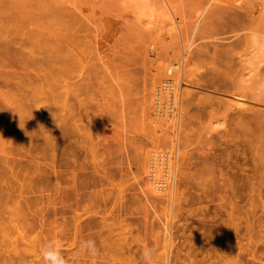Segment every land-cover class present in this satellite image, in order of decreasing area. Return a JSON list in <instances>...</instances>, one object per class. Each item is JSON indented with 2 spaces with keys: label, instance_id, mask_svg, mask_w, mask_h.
Wrapping results in <instances>:
<instances>
[{
  "label": "rangeland",
  "instance_id": "374dc122",
  "mask_svg": "<svg viewBox=\"0 0 264 264\" xmlns=\"http://www.w3.org/2000/svg\"><path fill=\"white\" fill-rule=\"evenodd\" d=\"M241 1L0 0V42L16 51V56L7 55L8 68L0 65V75H39L46 96L53 94L45 98L38 93L40 100L47 99L38 101V108L48 116L33 104V112L42 113L45 121L37 136L17 148L12 142L16 154L8 155V166L1 165L0 264H145V249L152 250L148 264H264V56L250 51L241 32L252 10L264 9V0ZM195 19L198 28L191 34ZM69 48L78 52L92 89L84 87L77 95L85 97L80 104L73 93L66 97V108L71 103L75 110L70 108L63 127L59 113L66 94L58 87L66 89V72L55 53L61 59ZM53 56L61 67L51 63ZM248 56H253L250 62ZM173 59H183L180 71L187 73H181L175 107L183 114L176 111L177 121L170 126V120L163 124L155 116L160 105L152 97L165 63H177ZM237 88L245 89L240 92L246 109L230 107ZM48 121L58 128L52 145L46 139V129L52 128L45 125ZM157 122L163 129L154 126ZM167 127L173 129L168 133ZM163 133L171 134L169 141L176 134L180 153H174L175 167L159 193L150 189L145 153L160 149L168 140ZM160 134L167 140L159 143ZM182 137L190 140L185 149ZM0 139L4 141L1 133ZM15 201L25 211L18 219L24 236L13 228ZM59 221L64 232H55Z\"/></svg>",
  "mask_w": 264,
  "mask_h": 264
},
{
  "label": "bare ground",
  "instance_id": "6f19581e",
  "mask_svg": "<svg viewBox=\"0 0 264 264\" xmlns=\"http://www.w3.org/2000/svg\"><path fill=\"white\" fill-rule=\"evenodd\" d=\"M236 1H238V0H234V2H236ZM241 1V0H240ZM242 2V1H241ZM206 3V2H205ZM237 6L239 5V2L236 4ZM240 5H241V3H240ZM263 6V5H262ZM255 7V6H254ZM238 8V7H237ZM260 8V7H259ZM258 8V10L257 9H255V11L254 10H252L254 13H252V15L251 14H249V18L250 19H248L249 20V24H247L246 26H244V27H242V29H241V32H242V36L244 37L243 39H247V40H249L250 41V44L248 43V45H250L252 48H253V50L251 49V47H250V51H253V52H255V54L256 53H259V55L260 56H264V9L262 8V9H259ZM206 11V10H205ZM251 11V10H250ZM251 11V12H252ZM250 12V13H251ZM196 14V13H195ZM197 19L200 17V15L197 13ZM251 15V16H250ZM173 19V18H172ZM172 19L170 20V22L172 21ZM197 19H195L194 20V23H192V24H194V25H192V27H191V25H190V28H192V32H191V34H194L195 32H196V30H197V28H198V25H197V23H198V21H197ZM201 20V19H200ZM247 20V21H248ZM172 22H174V21H172ZM202 24V23H201ZM200 24V25H201ZM173 26V25H172ZM171 26V27H172ZM170 27V28H171ZM173 28V27H172ZM175 28V27H174ZM239 28V27H238ZM176 29V28H175ZM173 31H174V29H173ZM177 31V33H178V30H176ZM182 31V30H181ZM169 32V31H168ZM173 34H175L174 32H172ZM198 33V32H197ZM237 33H239V32H237ZM236 33V34H237ZM188 34V33H187ZM232 34V33H231ZM170 36V35H169ZM172 36V35H171ZM175 36H177V34L175 35ZM189 36V35H188ZM195 37H196V35H194ZM233 36H235V35H233ZM232 36V37H233ZM239 36H240V33H239ZM201 37V36H200ZM235 37H237V36H235ZM171 38V37H170ZM229 38V37H228ZM237 38H241V37H237ZM236 38V39H237ZM183 39V38H182ZM190 39V38H189ZM221 39V38H220ZM235 38L233 37V40H234ZM173 40V39H172ZM186 40V39H185ZM185 40H184V42H185ZM240 40V39H239ZM242 40V39H241ZM187 41V40H186ZM191 41V40H190ZM231 41V40H230ZM236 41H238V40H236ZM183 42V43H184ZM189 42V41H188ZM193 42V41H192ZM192 42L189 44V47H190V45L192 44ZM232 42V41H231ZM244 42V41H243ZM186 43V42H185ZM241 43H242V41H241ZM149 45V44H148ZM185 45H188V44H185ZM223 45V44H222ZM193 46V45H192ZM246 46H247V43H246ZM180 46H178V48H179ZM183 47H187V46H183ZM243 47V46H242ZM249 47H247V49L249 48ZM152 48V47H151ZM181 48V47H180ZM244 49L246 48V47H243ZM242 48V49H243ZM149 49V48H148ZM190 49V48H189ZM195 49V48H194ZM176 50H178V49H176ZM179 51H180V49H179ZM188 51V50H187ZM53 52L55 53V51L53 50ZM242 52V51H241ZM246 52H248V54H249V51H246ZM253 52H252V54H253ZM45 53V52H44ZM47 53V52H46ZM54 53H52V55L54 54ZM78 53V52H77ZM75 54V52H73L72 51V48H69L68 50H67V52H66V55L65 56H63V58H61V59H59V56H61L62 57V55H57V53H55V55L58 57V58H55L56 60L58 59V61L59 60H62L61 61V63H60V65L62 64V62H64L63 64L65 65L64 67H65V72H66V76H64L65 77V79L63 78V84L62 85H64V86H66V89L63 87H61V86H59L58 88H61V90H62V92H60V90H57V89H55V90H57V91H55V92H57V93H59L60 92V94L64 97V95H65V97H64V103L62 102L63 100H61L62 99V96L60 97V95H59V97L61 98L60 100H58V101H60V103L61 104H63V105H61L62 107H63V109L62 110H60V112L61 111H63L62 113H59V114H62L61 115V120H63V118H64V121H65V123H64V125H62V123L64 122H62L61 120H60V118H59V120H60V124L64 127L65 125H67L68 123H67V120H65V119H68L67 117H69V116H67L69 113H68V111L70 110V108L72 107V105H71V103H70V108L68 107V108H66L67 107V105H65V104H67L68 103V101L66 100L67 98L66 97H68L69 96V94H74L73 95V97H75V99H76V102L78 103V104H80V103H82L81 102V100H82V98L84 97L83 95H82V93H81V95L83 96H81L82 98H80V97H77V95L78 96H80V92L81 91H83L84 90V87H91V89H92V85H90V79H88L89 77L86 75V78H87V82H86V80H84L85 79V76H84V71H85V74H89V73H86V70L84 69V67H83V64H82V62H80V57L78 58V54ZM174 53H176V52H174ZM244 54H242V55H244L245 57H246V54L247 53H245V52H243ZM11 54V56H16V51H15V49L14 48H12V47H10L9 45H8V43H6V42H0V65L2 66V68H4V67H9V63L8 62H6L7 61V55H10ZM41 54V53H40ZM43 54V53H42ZM177 54H178V52H177ZM187 54V53H186ZM255 54H253L254 56H256ZM48 55V54H47ZM49 55H51V54H49ZM48 55V56H49ZM175 55V54H174ZM29 56V55H28ZM27 56V57H28ZM171 56H173V54L171 55ZM243 56V57H244ZM257 56H258V54H257ZM45 57V56H44ZM54 57L55 56H53L52 58V60H55L54 59ZM175 56H173V58H174ZM239 57V56H238ZM241 57V56H240ZM244 57V58H245ZM251 57H253V56H251ZM250 56H248V61H249V58H251ZM40 58V57H39ZM41 58H43V57H41ZM40 58V59H41ZM46 58V57H45ZM50 59H51V57H49ZM48 57L46 58V59H49ZM177 58V57H176ZM182 58V57H181ZM186 58V57H185ZM257 58H259V56L257 57ZM28 59H30L29 57H28ZM35 59V58H34ZM64 59V60H63ZM240 59V58H239ZM246 59H247V57H246ZM43 60H45L44 58H43ZM43 60H42V62H43ZM52 61L51 63H54L53 65L55 66V62H58V61ZM173 60H175V59H173ZM180 59H178V62H181V61H179ZM182 60V62H183V59H181ZM251 60V59H250ZM40 61V60H39ZM47 61V60H46ZM46 61H44V62H46ZM166 61V60H165ZM176 61V60H175ZM242 61V60H241ZM252 61V60H251ZM38 62V61H37ZM41 62V61H40ZM48 62V61H47ZM60 62V61H59ZM59 62L57 63V65L59 64ZM177 62V61H176ZM174 63L173 61H172V63H174V64H172V63H168V64H166L165 63V66H164V73L162 72V74H163V76L162 75H160V76H162L161 78V82L160 83H157V84H160V86L159 87H157V91H155V97H152L153 99H154V102L153 103H155V105H157V107H158V105H160V110L159 109H157L156 107V109L154 110L155 111V116L156 117H158V118H160V119H162L163 120V124H165L166 122H168L169 120H170V126H172V124L173 123H171V122H173V120H175V121H177V118L178 117H176V115H177V108H175V107H177L176 105H177V101H178V96H180V95H178V89H180V88H178V85H179V81H180V79H181V77H182V75H183V73L184 72H182V71H180V67L181 66H179V65H182L181 63ZM250 62V61H249ZM8 63V64H7ZM243 63V62H242ZM34 64V63H33ZM41 65H45V63H40ZM48 64V63H47ZM50 64V63H49ZM185 64V63H184ZM249 64V63H248ZM43 65V66H44ZM52 64H50V66H51ZM52 65V66H53ZM58 65L57 67H61V66H63V65ZM243 65V64H242ZM250 65V64H249ZM43 66H41V67H43ZM48 66V65H47ZM48 67V68H54V66L53 67ZM38 67V66H37ZM36 67V68H37ZM40 67V68H41ZM45 67V66H44ZM63 67V68H64ZM246 67V66H245ZM244 67V68H245ZM35 68V67H34ZM34 68H33V71H34ZM35 68V69H36ZM43 69V68H42ZM46 69H47V67H46ZM48 70V69H47ZM50 70V69H49ZM54 70V69H53ZM59 71L61 70V68H59L58 69ZM64 70V69H63ZM184 70V69H183ZM32 71V70H31ZM43 71H44V69H43ZM174 73H173V72ZM185 71V70H184ZM38 72V71H37ZM42 72V71H41ZM45 72H47V71H45ZM64 72V71H63ZM29 73L30 72H28V74L26 73L25 75H23V77H18V78H9L8 76H6V75H0V117H3V118H0V133H1V135H3V137H4V141L3 140H1L0 139V142L1 141H3V142H1V144L3 145V144H8L9 145V143H10V145H9V147H3L2 145V147L3 148H1V146H0V172H1V169L3 168L1 165H3V164H7V165H5V166H8L9 164V162H8V155H10V154H14L15 152H11L12 150H11V145L13 144L12 142H14V145H16V148L17 147H19L20 146V144L21 143H24V142H27V141H29L30 139H32L33 137H35V136H37V134H38V132H39V130H40V128H41V123H40V121L41 120H43V121H45V119H44V116H43V114L44 115H46L45 114V111H46V109L44 108V109H40V108H38V106H39V104H41L42 102H44V100H45V98L46 97H48V96H46V92L45 91H43V87H45V86H43V84L44 83H42V82H44L42 79L44 78H41V77H39V75H37V79L35 78V77H33V75L31 76V74L29 75ZM181 73H182V75H181ZM186 73H187V71H186ZM186 73H184V74H186ZM190 73V72H189ZM188 73V74H189ZM165 74V75H164ZM190 75V74H189ZM188 75V76H189ZM47 76V75H46ZM84 76V77H83ZM186 76V75H185ZM185 76L182 78V79H184L185 78ZM195 76V75H194ZM196 77V76H195ZM61 78V79H62ZM46 79V78H45ZM186 79H187V77H186ZM197 79V78H196ZM48 80H49V77H48ZM192 80H194V79H192ZM37 81V82H36ZM60 81V80H59ZM84 81V85H85V83H86V85L84 86L81 82H83ZM197 81V80H196ZM244 81V80H243ZM46 82V81H45ZM50 82V81H49ZM89 82V83H88ZM47 83V85L49 86V84H48V82H46ZM240 83H241V81H240ZM243 83V82H242ZM91 84H93V83H91ZM238 84H239V82H238ZM244 84V83H243ZM243 84H242V87H243ZM44 85H46V84H44ZM82 85V86H81ZM1 86H4V87H6L5 89H3V87L1 88ZM154 86V85H153ZM237 86H239V85H237ZM75 87V88H74ZM82 87V88H81ZM89 87V88H90ZM241 87V88H242ZM244 87H246V86H244ZM14 89H16V90H14ZM45 89V88H44ZM83 89V90H82ZM240 89V88H239ZM238 88L237 89H233V91L235 90V92L234 93H232L233 95H234V99H231L230 100V102H232L231 103V105H230V107L231 106H238L237 108H240V107H243L244 108V106L246 105V103H245V101H243L244 100V94H242L243 93V91H242V93L240 92L241 90H243V89H241V90H239ZM45 90H47V89H45ZM153 90H154V88H153ZM155 90H156V88H155ZM236 90H238V92L236 91ZM245 90V89H244ZM53 91V92H54ZM66 91V92H65ZM86 91V90H85ZM92 91V90H91ZM46 93L45 95H43L42 93ZM153 92V91H152ZM245 92V91H244ZM38 93H39V95L41 96V97H45V98H42V99H44V100H40V98L41 97H39L38 96ZM41 93V94H40ZM51 93V90H50V92H49V94ZM65 93V94H64ZM68 93V94H67ZM88 93V92H87ZM48 94V95H49ZM52 94V93H51ZM50 94V95H51ZM89 94V93H88ZM183 94V93H182ZM186 94V93H185ZM49 95V97L51 98V96H53V94L50 96ZM57 94H56V96H58ZM90 95V94H89ZM152 95V94H151ZM48 97V98H49ZM71 97V96H70ZM70 97H68V99L70 98ZM246 97V96H245ZM248 97H249V95H248ZM80 98V99H79ZM85 98V97H84ZM93 98V97H92ZM180 98V97H179ZM57 99H58V97H57ZM56 99V100H57ZM75 99H73V100H69V101H74ZM148 99V98H147ZM146 99V100H147ZM152 99V100H153ZM229 99V98H228ZM259 99V98H258ZM55 100V99H54ZM85 99H83V101H84ZM31 101V102H30ZM39 101V104L37 103ZM47 101V99L45 100V102ZM52 101H53V99H52ZM186 101V100H185ZM26 102H30V104H32V105H27V103ZM54 102V101H53ZM67 102V103H66ZM75 102V101H74ZM60 103H59V105H60ZM185 103V102H184ZM187 103H188V99H187ZM227 103H229V102H227ZM35 105V107H37L38 109H40V111L41 110H43V111H41V112H43V114L42 113H38V114H41L40 116H38V114L37 113H34L35 112V110H34V112H33V109L31 108L32 106L34 107V105ZM55 104H58V102H56ZM230 104V103H229ZM58 105V107H60ZM73 105H75L76 106V104L74 103ZM154 105V106H155ZM186 105V104H185ZM30 106V107H29ZM65 106V107H64ZM79 106L80 105H78V108H79ZM179 106V105H178ZM247 106V105H246ZM245 106V107H246ZM180 107H182V105L180 106ZM37 108H35V109H37ZM56 108V107H55ZM61 108V107H60ZM64 108H66V109H64ZM179 108V107H178ZM232 108H234V107H232ZM243 108H241V110L243 109ZM152 109H153V107H152ZM244 109H246V108H244ZM67 110V111H66ZM72 110H73V107H72ZM75 110V109H74ZM73 110V111H74ZM79 110V109H78ZM57 110H55L54 112H56ZM66 111V112H65ZM72 111V112H73ZM153 111V110H152ZM177 111V112H176ZM37 112H39V110L37 111ZM65 112V114H63ZM77 112V111H76ZM75 112V113H76ZM48 113V112H47ZM50 113H53V112H50ZM179 113V112H178ZM181 113V112H180ZM179 113V114H180ZM57 114V113H56ZM71 114V116L73 115V113H70ZM77 114H79V113H77ZM77 114H76V116H77ZM181 114H183V113H181ZM53 115V114H52ZM80 115V114H79ZM46 116H48V115H46ZM54 116V115H53ZM82 116V115H81ZM182 115H180V117H181ZM51 117V116H50ZM74 117V116H73ZM147 117V116H146ZM174 117H176V119H174ZM47 118V117H46ZM52 118V117H51ZM72 118V117H71ZM151 118H152V116H151ZM75 119H77V117H75ZM182 119V118H181ZM52 120V119H51ZM53 120H54V118H53ZM71 120V119H70ZM155 120V119H154ZM162 120H160V121H162ZM57 121V120H56ZM76 121V120H75ZM75 121H70L72 124H73V126H74V128H75ZM77 121H78V119H77ZM79 121H81V119H79ZM78 121V122H79ZM152 121H153V119H152ZM156 121H158V120H155V122ZM180 121V120H179ZM69 122V121H68ZM74 122V123H73ZM148 122H150V119H149V121ZM147 122V123H148ZM180 122H182V120L180 121ZM153 123H154V121H153ZM42 124H44V123H42ZM49 125L50 127H52V128H50V129H46L47 130V132L49 131V133H50V136L48 137H46V139H48L49 140V144L50 145H52L51 144V142H50V138H51V136L53 135V133H56L55 131H57L58 130V128H56L55 126V128L53 127V126H51L50 125V123H49V121H48V123H45V125ZM57 124V123H56ZM72 124H71V126H72ZM150 124V123H149ZM158 124V122L157 123H155V125L154 126H156ZM159 124H160V122H159ZM157 125L158 127H162L163 125ZM167 125H168V123H166ZM60 125V126H61ZM121 125H123V124H121ZM61 126V127H62ZM147 126V125H146ZM152 127V128H155V127ZM174 126V125H173ZM181 126V125H180ZM58 127V126H57ZM66 127V126H65ZM72 128V127H71ZM157 128V127H156ZM171 130L173 129V128H171V127H169ZM168 127L166 128L167 129V132L169 133V131L168 130H170ZM57 129V130H56ZM67 129V128H66ZM78 129V128H77ZM160 129V128H159ZM162 129H163V127H162ZM181 129V128H180ZM61 130V129H60ZM151 130V129H150ZM152 130H154V129H152ZM175 130V129H174ZM178 130V129H177ZM177 130H175V131H177ZM41 131H42V133H43V129H41ZM157 132V131H156ZM163 132V130L162 131H160V133H162ZM171 132V131H170ZM153 134H154V136L155 135H157L156 133H155V131L154 132H152ZM166 133V132H165ZM152 134V135H153ZM164 134V133H163ZM182 134V133H181ZM41 135V134H40ZM158 135H159V133H158ZM157 135V136H158ZM165 135V134H164ZM164 135H162V134H160V137L158 138V137H155V138H158L159 139V143L160 142H162V141H160V140H162V139H164L163 137H164ZM176 134H174L173 136H172V138H171V140L169 141V139H168V137H170L171 136V134H170V136H168V137H166L167 135H165V137L168 139H166L167 141L165 142V144H167V145H165V146H162L161 144H163L164 142H162V143H158L159 145L158 146H160V151L158 150V148H157V151L156 150H153L154 148H152L151 150H150V148H149V150L147 149L146 150V153L145 154H148L147 155V158H146V160H147V162L145 163V161H144V163L147 165V169H145V170H148L147 171V179L149 180V182L151 183V187L152 188H150V189H152L153 191H156V192H162V191H165V189H166V185H168L167 184V180H166V178H168L169 177V175L171 176V174H169V170H171V168L172 167H175V166H173L174 164H173V162H174V153L177 151V153H180L179 152V147L177 146V144H176V141L178 140V138L175 136ZM185 135V134H184ZM6 136H8V139L6 138ZM148 136H149V134H148ZM163 136V137H162ZM182 136V135H181ZM180 136V137H181ZM186 136V135H185ZM184 137V136H183ZM183 137H182V141H181V138H180V143L181 142H183V144L181 143V148L183 147L184 149H185V144H188L189 142L188 141H190V140H188V141H186V142H184L183 140L185 139V137H184V139H183ZM127 138V137H126ZM151 137H149V139H150ZM164 139V140H165ZM190 139V138H189ZM156 140V142L158 141L157 139H155ZM178 141V142H179ZM12 143V144H11ZM153 143V142H152ZM151 143V144H152ZM191 143V142H190ZM153 145V144H152ZM156 145V144H155ZM179 145V144H178ZM154 146V145H153ZM186 146H188L189 147V144L188 145H186ZM13 147V146H12ZM15 147V146H14ZM54 146H51V148H53ZM157 147V146H156ZM15 148V149H16ZM168 148V149H167ZM187 148V147H186ZM156 149V148H155ZM165 149H167V150H165ZM182 151V150H181ZM183 152V151H182ZM2 153V154H1ZM16 154V153H15ZM144 154V155H145ZM173 154V155H172ZM181 155V154H180ZM13 160V159H12ZM12 163H13V161H12ZM14 164V163H13ZM145 165V166H146ZM4 166V165H3ZM144 166V165H143ZM9 168V170H10V172H11V174H12V172H13V170L11 169L12 167H8ZM145 168V167H144ZM6 169V168H5ZM3 170V169H2ZM8 170V169H7ZM4 171V170H3ZM7 172H9V171H7ZM160 172H162V173H160ZM171 172H173L172 170H171ZM14 173H15V170H14ZM12 174V175H14V177H15V174ZM162 174V175H160V174ZM169 174V175H168ZM11 175V176H12ZM158 175H160V176H158ZM1 176V175H0ZM163 176V177H162ZM160 177H162V178H160ZM165 182H166V185H165ZM40 191V190H39ZM44 191V190H43ZM33 192V191H32ZM36 192H38V191H36ZM74 192H75V190H74ZM155 192V193H156ZM39 193V192H38ZM43 193V192H42ZM70 193H72L73 194V192H70ZM69 193V194H70ZM21 194V193H20ZM19 194V195H20ZM41 194V193H40ZM64 194V193H63ZM68 194V195H69ZM42 196V195H41ZM71 196V195H70ZM21 197H23V194H22V196ZM18 198V197H17ZM20 200V199H19ZM21 202L20 201H15V206L16 207H14L13 206V208H12V211L14 212H12L13 213V218L15 217V220L13 219V222H15L16 221V225H14V227L13 228H16L17 230H18V233L21 235V233H23V232H21L22 231V228L24 227V226H22L20 223H19V221H18V219H21V218H19L20 216H24V212L25 211H23V213H22V210H23V208H22V206L23 205H21L20 204ZM23 204V203H22ZM37 204V203H36ZM39 205V204H38ZM26 208V207H25ZM32 208H34V207H32ZM39 208L37 207V211H39L40 212V210H38ZM25 210V209H24ZM36 210V209H35ZM35 210H34V212H35ZM43 211V210H42ZM45 211V210H44ZM27 212V211H26ZM11 213V214H12ZM22 213V215H20ZM36 213H38V212H36ZM42 216V215H41ZM16 217H18V218H16ZM38 218V217H37ZM44 218V217H43ZM63 218V217H62ZM22 219H23V217H22ZM25 220V219H24ZM41 220H42V218H41ZM38 221V220H37ZM43 221H45V218H44V220ZM42 221V223H45V222H43ZM64 221V220H63ZM22 222V221H21ZM56 222H58V221H56ZM27 223H28V220H27ZM52 223H53V220H52ZM54 223H55V221H54ZM59 223H61V225L59 226V227H57L58 229H55V232L57 231V230H59V231H63V228L64 227H62V225H65V224H63L61 221H59ZM23 224V223H22ZM26 224V223H25ZM39 224V223H38ZM46 224V223H45ZM56 224V223H55ZM53 225V229L54 228H56V227H54V226H58V225ZM58 224V223H57ZM41 225V224H40ZM49 225H51V224H49ZM42 226V225H41ZM40 226V227H41ZM47 225H45V227H46ZM25 227H28L27 225L25 226ZM43 227V226H42ZM51 227H49L48 226V231H49V229H51ZM60 227H62V229L60 230ZM13 228H12V230H13ZM39 228V227H38ZM25 229H27V228H25ZM45 229V228H44ZM52 229V230H53ZM16 230V231H17ZM41 231H42V229H40ZM52 230H50L49 231V233L51 234V231ZM40 231V232H41ZM44 231H47V230H44ZM48 231L46 232V233H48ZM54 231V230H53ZM58 231V233H60ZM64 232V231H63ZM25 233H26V231H25ZM48 233V234H49ZM54 233V232H53ZM52 233V234H53ZM129 233V232H128ZM51 234V235H52ZM55 234H57V233H55ZM130 234V233H129ZM47 235V234H46ZM54 235V234H53ZM52 235V237H53V239H56V238H54L55 237V235L53 236ZM60 235V234H59ZM122 235H124V234H122ZM131 235V234H130ZM167 235H169V233L167 234ZM21 236H24L23 234L21 235ZM20 236V237H21ZM43 236V235H42ZM44 236H45V233H44ZM49 236V235H48ZM126 236V235H125ZM50 237V236H49ZM52 237L51 238H49V239H52ZM23 238V237H22ZM22 238H20V239H22ZM25 238V237H24ZM45 239V238H44ZM58 239V238H57ZM118 239V238H117ZM170 239V238H169ZM24 240V239H23ZM46 240V239H45ZM48 240V239H47ZM113 240V244H114V239H112ZM116 240V239H115ZM171 240V239H170ZM22 241V240H21ZM117 241V240H116ZM119 241V240H118ZM117 241V242H118ZM56 242H57V240H56ZM117 242H115V244H117ZM120 242V241H119ZM121 242H123V241H121ZM121 242H120V244H121ZM143 242V241H142ZM169 242V241H168ZM125 243V242H124ZM123 243V245H125L126 246V248L128 249V248H130L131 247V245L129 246V247H127V245L126 244H128L129 242H127L126 244H124ZM53 244H55V243H53ZM71 244V243H70ZM69 244V245H70ZM119 244V245H120ZM129 244H131V243H129ZM133 244V243H132ZM138 244H141V242L140 243H138ZM143 244V243H142ZM38 245H39V242H38ZM135 245H137V243L135 244ZM40 246V245H39ZM110 246H112V245H110ZM110 246H109V249H110ZM122 246V245H121ZM143 246V245H142ZM142 246H140L139 245V248L138 249H141L140 247H142ZM117 247H119L118 249L121 251V250H123L122 248L120 249V246H118V244H117ZM39 248V247H38ZM125 248V249H126ZM112 249H113V247H112ZM111 249V250H112ZM137 249V250H138ZM35 250H37V249H35ZM35 250H34V252H35ZM39 250H40V248H39ZM116 250V249H115ZM115 250H113V251H115ZM130 250V249H129ZM134 250H136V249H134ZM18 251V250H17ZM113 251L111 252L110 251V254L111 253H113ZM139 251V250H138ZM118 252V251H117ZM17 253V252H16ZM36 253H37V251H36ZM69 253H71V252H69ZM68 253V254H69ZM74 253H75V251H74ZM84 253V252H83ZM109 253V252H108ZM116 253V252H115ZM114 253V254H115ZM39 254V253H38ZM54 254V253H53ZM91 254V253H90ZM94 254V253H93ZM109 254V255H110ZM114 254H113V257H114ZM118 254H119V252H118ZM41 255V254H40ZM39 255V256H40ZM43 255H46L45 253L43 254ZM81 255H83L82 253H81ZM103 255H104V253H103ZM112 255V254H111ZM35 256V255H34ZM90 256V255H89ZM88 256V257H89ZM95 256V255H94ZM115 256L116 257H118L117 256V254H115ZM44 257V256H43ZM47 257V256H46ZM45 257V259H47ZM91 257V256H90ZM36 258V257H35ZM57 258V257H56ZM71 258V257H70ZM74 258H75V256H74ZM54 259V258H53ZM52 259V260H53ZM60 259V258H59ZM91 259V258H90ZM119 259V258H118ZM117 259V260H118ZM91 260H93V257H92V259ZM108 260H112L111 258H109ZM139 260V259H138ZM54 261V260H53ZM114 261H115V259H114ZM120 261V260H119ZM126 261H129V260H126ZM132 261V260H131ZM137 261V260H136ZM41 262H43L44 264H46L45 262H44V260L43 261H41ZM121 262V261H120ZM130 262V261H129ZM139 262V261H138ZM142 262V261H141ZM140 262V263H141ZM56 263H57V261H56ZM55 263V264H56ZM118 263V262H117ZM123 263H124V261H123ZM133 263V262H132ZM136 263V262H135ZM139 263V264H140ZM48 264V263H47ZM52 264H53V262H52ZM131 264V263H130ZM134 264V263H133Z\"/></svg>",
  "mask_w": 264,
  "mask_h": 264
},
{
  "label": "clouds",
  "instance_id": "9594fccd",
  "mask_svg": "<svg viewBox=\"0 0 264 264\" xmlns=\"http://www.w3.org/2000/svg\"><path fill=\"white\" fill-rule=\"evenodd\" d=\"M93 247H94V245H93ZM151 256H152V250L151 249H145L142 252V259L145 261V264H148V262L151 259ZM60 264H65V261L61 260Z\"/></svg>",
  "mask_w": 264,
  "mask_h": 264
}]
</instances>
